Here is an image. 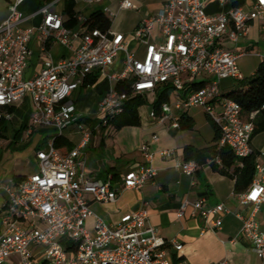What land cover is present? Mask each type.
<instances>
[{
    "label": "built area",
    "instance_id": "obj_1",
    "mask_svg": "<svg viewBox=\"0 0 264 264\" xmlns=\"http://www.w3.org/2000/svg\"><path fill=\"white\" fill-rule=\"evenodd\" d=\"M25 1L11 0L6 18L0 21V121L10 119L2 109L28 97L32 127L50 129L58 137L76 126L81 139L66 153L54 147V139L50 141L46 149L36 152L38 171L7 189L8 202L0 212V264L12 255L19 256L20 264H31L32 245L44 249V264H174L169 248L180 251L182 246L158 236L145 208L123 214L114 224L105 223L91 211L88 197L99 204L114 203L118 190L111 180L86 175L82 150L92 130L85 123L87 116L76 111L71 96L95 74L114 84L129 83V94L111 88L101 98L96 119H91L97 122V129L121 116L130 97L154 96L159 87L169 85L174 99L162 105L159 115L151 110L149 118L179 129L181 114L202 108L219 129L217 148L230 149L240 165L241 159L252 154L253 115L242 116L240 106L223 96L220 84L227 79L244 80L238 63L247 52L238 48V43L247 37L254 22L264 34V0H241L237 7L233 6L237 0H215L222 8L217 14L206 13L208 0H162L158 12L135 28V51L127 49L121 33L98 29L81 33L67 28L62 15L50 11L62 0L46 2L28 17L19 9ZM120 9L135 7L123 0ZM35 17L40 18L37 26L22 28L26 20ZM33 38L43 45L44 52L50 43L71 47L73 40L79 39L80 44L58 62L46 56L40 73L26 79ZM140 152L143 164L121 178V191H140L156 176L149 145L143 143ZM157 154L168 159L173 151ZM199 167L193 161L176 162V168L187 176ZM236 198L242 208H251L247 214H235L241 221L240 235L264 264V225L257 220L259 209L264 207V164L258 159L249 188ZM203 203L196 202L194 211L204 215L211 232H219L222 217L230 211L224 204L202 211ZM187 204L184 202L177 212L178 219L184 216ZM91 217L93 234L86 228ZM67 243L75 244V249L66 250Z\"/></svg>",
    "mask_w": 264,
    "mask_h": 264
},
{
    "label": "crops",
    "instance_id": "obj_2",
    "mask_svg": "<svg viewBox=\"0 0 264 264\" xmlns=\"http://www.w3.org/2000/svg\"><path fill=\"white\" fill-rule=\"evenodd\" d=\"M10 1L5 0L0 21L6 18ZM73 1L77 23L72 30L82 33L84 31L82 24L92 13L108 10L107 15L112 22L110 30L124 35L129 51L137 49V41L133 35L137 25L143 19L157 13L163 3L162 0H129L138 6V10L133 12V10L120 9V3L123 0ZM44 3L46 0H26L19 9L24 17H28ZM64 5L65 0H62L50 7V11L60 13L66 22L68 17L62 14ZM205 11L207 14H217L222 11V8L215 0H208ZM122 16L133 22L129 31L122 32L117 29V26H114V19ZM39 22L40 18L38 17L28 19L22 24V28L30 29L37 26ZM256 32L261 33L259 23H257ZM239 43L243 47L238 44V48L246 50L248 54L253 49L255 42L247 35ZM79 44V39L73 40L71 47L50 43L46 45L47 50L44 52L43 45L33 38L30 42L31 55L24 77L30 79L39 74L46 56L52 62H58L70 56L73 48L78 47ZM95 75L98 80L94 85L85 87L82 85L71 96L76 111L87 116L85 123L88 127L94 125V128L91 129L90 140L82 150L85 157L84 171L91 179L111 180L113 187L118 190V196L116 202L109 204H99L88 197L93 214L107 224H114L123 214L137 212L145 208L149 214V223L156 229L158 236L167 242L176 240L182 246L180 251L169 248L174 264L178 262L216 264L222 261H226L228 264H260L259 256L253 253L249 244L242 239L240 235L241 221L235 217L237 213L247 214L251 208H242L238 204L234 193V179L223 176L212 169V162L220 165L217 162L218 159L207 160L205 164L199 165V169L192 176H187L176 168L177 161H184L183 149L185 146L189 145L199 150L214 146V132L211 139H204L200 133L195 136V129L181 131L167 125L156 124L149 118V113L153 110L151 104L154 96L147 97L148 104L142 106L146 108L144 112L140 110L142 107L138 110L139 127H124L115 131L109 124L104 127L109 128L107 132L101 130L102 127L96 129L97 122L95 120L93 122L91 119H96L101 98L109 89L114 88L115 84L104 76ZM222 94L224 93L222 92ZM173 99L174 94L172 93L169 102ZM189 110L186 114L194 120L196 127V120L189 114ZM2 111L8 113L10 119H3L5 132L0 138V212L5 209L8 202L7 189L17 183L14 178L22 179L36 173L38 171L36 152L46 149L49 142L56 137L55 132L50 129L31 126L32 103L28 97L12 107L2 109ZM154 136L156 140H154ZM62 137L70 142L72 149L81 139L76 126L67 128ZM143 143L148 144L150 152L154 154L151 165L156 171V176L153 180L148 181L140 191H121V178L143 164L140 152V146ZM250 147L252 152L257 154L259 163L264 164V132L251 139ZM58 150L61 153L70 151L65 147ZM160 150H171L173 156L168 159L160 158L157 154ZM199 200H204L202 211L211 209L218 204H224L230 211L229 214L222 217L223 223L219 232H211L204 215L194 211L193 205ZM184 202L188 203L184 216L178 219L176 214ZM257 220L264 225V207L259 209ZM212 223L213 218L210 217L208 224ZM86 228L93 234V217L87 220ZM29 253L31 264H44L43 248L32 245L29 247ZM5 264H20V258L18 255H12Z\"/></svg>",
    "mask_w": 264,
    "mask_h": 264
},
{
    "label": "trees",
    "instance_id": "obj_3",
    "mask_svg": "<svg viewBox=\"0 0 264 264\" xmlns=\"http://www.w3.org/2000/svg\"><path fill=\"white\" fill-rule=\"evenodd\" d=\"M52 0H46L50 2ZM242 4L241 0H237L233 3L234 7L240 6ZM74 1L65 0V5L62 14L68 17V20L64 23L69 29H73L76 26V13L74 11ZM111 19L109 16L102 12L96 11L87 18L82 26L85 31L98 29L101 32H107L111 28ZM98 78L96 75L88 77L83 86L94 85ZM244 81V80H243ZM118 93L129 94V83L117 82L114 86ZM173 90L169 85L159 87L154 95V100L151 104L154 112L159 115L160 109L163 104L168 103ZM223 96L229 100L234 101L240 106L242 116L249 118L253 115L252 123L254 125V131L252 138L264 132V60H262L249 82L245 88L234 90L229 93L223 94ZM147 97L145 96H133L128 99L124 105L123 114L116 119L112 120L110 124L113 126L115 131H119L124 127H139L140 126V116L139 108L147 105ZM207 121L211 125L214 132V146L199 150L192 146H185L183 149V159L185 162L193 161L199 165L205 164L207 160L214 161L217 158L220 161L218 166L214 162L211 163V167L214 171H217L223 176H228L234 179V193L240 194L245 192L254 177L255 166L257 161V154L252 152L251 155L240 160V165L238 160L233 155L232 151L228 148H217V142L219 139V129L212 119L206 115ZM179 129L181 131H193L195 128L194 120L189 117L186 113H183L179 118ZM5 132V126L3 120L0 121V138L3 137ZM53 145L56 149H61L63 147L68 150L72 149L70 142L58 136L54 138ZM16 182L20 181V177H15ZM66 250H74L75 244L67 243L65 244Z\"/></svg>",
    "mask_w": 264,
    "mask_h": 264
},
{
    "label": "rangeland",
    "instance_id": "obj_4",
    "mask_svg": "<svg viewBox=\"0 0 264 264\" xmlns=\"http://www.w3.org/2000/svg\"><path fill=\"white\" fill-rule=\"evenodd\" d=\"M135 10L133 12L138 10V6H136L133 2H131ZM5 4V0H0V15L2 14V8ZM115 25L119 29V31H129L131 29L132 20L122 17H117L114 19ZM117 23V24H116ZM258 22H254V26L251 30H249L248 35L249 39L253 40L254 47L249 51V53L239 60V66H240V72L242 73L244 77V81L237 82L230 79L223 80L220 84L222 92L229 93L234 90H239L242 88H245L247 83L249 82L250 78L252 77L253 73L255 72L258 64L264 60V35L262 33L256 32ZM240 47H243L240 43H238ZM135 47V46H134ZM141 112H144L146 110L145 107H142ZM189 114L194 116L196 120V127L195 129V136H198L199 133L204 139H211L213 137V130L209 122L207 121V118L205 116V112L202 108H191L189 110ZM94 122V121H93ZM91 129L94 128V125H89ZM101 130L108 131L109 128H100ZM102 132V131H101Z\"/></svg>",
    "mask_w": 264,
    "mask_h": 264
}]
</instances>
